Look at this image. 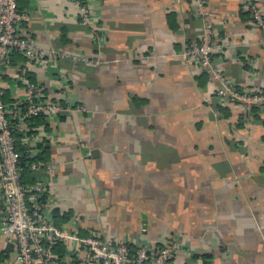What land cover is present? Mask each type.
Here are the masks:
<instances>
[{"label": "crops", "instance_id": "1", "mask_svg": "<svg viewBox=\"0 0 264 264\" xmlns=\"http://www.w3.org/2000/svg\"><path fill=\"white\" fill-rule=\"evenodd\" d=\"M252 1L264 17V0ZM85 2L89 27L69 0H18L30 14L21 35L84 59L32 66L15 54L3 66L5 101L23 93L24 74L46 100L62 103L69 85V102L86 108L39 130L48 158L60 162L35 173L56 223L76 217L69 228L78 235L129 246L156 248L183 235L189 253L171 264H264V108L216 107L209 74L183 57L203 24L197 0ZM205 5L215 40L227 46L216 63L237 86L263 92L264 29L253 11L243 0ZM54 251L70 253L64 241ZM13 259L0 236V264Z\"/></svg>", "mask_w": 264, "mask_h": 264}, {"label": "built area", "instance_id": "2", "mask_svg": "<svg viewBox=\"0 0 264 264\" xmlns=\"http://www.w3.org/2000/svg\"><path fill=\"white\" fill-rule=\"evenodd\" d=\"M69 1L79 10L82 23L88 27L93 25L88 3L82 0ZM197 2V16L201 17L203 23L201 32L196 40L187 44L183 57L193 59L209 74L214 85L210 89L211 98L217 105L234 103L249 113L255 107L264 108V91L237 86L216 63V54L224 52L227 46L214 38L213 18L205 0ZM243 2L253 11L255 22L264 29V17L253 1ZM29 19L30 14L19 9L18 0H0V236L14 250V259L6 260L3 264H171L179 252L189 253L190 247L183 240V235L173 237L167 243L162 241L156 248L136 245L135 251H131L125 241L111 243L96 236L82 237L69 228L74 225L76 217L70 218L66 225L56 223L53 213L55 205L48 197L45 181L41 178H36L34 182L25 181L26 167L36 174L52 173L60 162L50 158L24 163L22 154L16 149L17 138L14 135L16 129H23L20 125L24 119L43 114L51 120L65 112L86 111L83 105L69 102V85L66 84L60 95L62 103L50 102L45 99L46 95L38 83L24 74L19 76L18 81L22 84L23 93L16 95L17 91H13L11 97L14 105V102L5 101L3 66L14 53L24 54L32 66L42 58L84 59L78 53L43 48L21 35L22 25ZM94 33L98 35L97 30ZM261 43L264 44V37ZM43 137L38 132L22 138L29 146L30 154L37 152L35 146L43 141ZM81 215L80 212L77 214L78 217ZM63 241L68 244L70 253L57 255L54 246Z\"/></svg>", "mask_w": 264, "mask_h": 264}, {"label": "trees", "instance_id": "3", "mask_svg": "<svg viewBox=\"0 0 264 264\" xmlns=\"http://www.w3.org/2000/svg\"><path fill=\"white\" fill-rule=\"evenodd\" d=\"M82 1L85 2V0H82ZM15 54H22V53H14L12 56H14ZM12 56L10 57V59L12 58ZM6 101L7 102H11V103L14 102V100H12V98H8V97H6ZM12 104L14 105L15 102L12 103ZM216 107H220V106L217 105ZM256 108L257 107L253 108V110L256 109ZM22 124L20 126H22L21 128H23V129L22 130L16 129L14 131V135L17 138L16 149L22 154V159H23L24 163H26V161H37V160L45 161V160H48L49 159L48 158L49 148H48V146H46L45 143H43V141L37 143V145L35 146V149L37 150V152L33 153V154H30L29 146L26 145V143H24L22 141V138L25 135L38 133L39 130L42 129L41 127L46 128V126H47L46 117L43 114L32 116L30 118L24 119ZM25 131H26L27 134H25ZM39 148L42 149L40 152H38ZM35 178H37V176L35 177V173L30 171V169H28L26 167V169L24 170V179H25V181L34 182ZM65 218L66 217H63V219H65ZM130 248H131V251H135L136 250V246H132L131 245Z\"/></svg>", "mask_w": 264, "mask_h": 264}, {"label": "water", "instance_id": "4", "mask_svg": "<svg viewBox=\"0 0 264 264\" xmlns=\"http://www.w3.org/2000/svg\"><path fill=\"white\" fill-rule=\"evenodd\" d=\"M143 223H144V228L146 229V227H147V226H146V224H147V221H146V220H144V222H143Z\"/></svg>", "mask_w": 264, "mask_h": 264}]
</instances>
